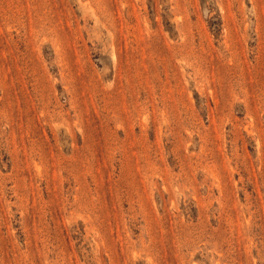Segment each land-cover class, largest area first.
<instances>
[{
	"label": "rangeland",
	"instance_id": "374dc122",
	"mask_svg": "<svg viewBox=\"0 0 264 264\" xmlns=\"http://www.w3.org/2000/svg\"><path fill=\"white\" fill-rule=\"evenodd\" d=\"M0 264H264V0H0Z\"/></svg>",
	"mask_w": 264,
	"mask_h": 264
}]
</instances>
